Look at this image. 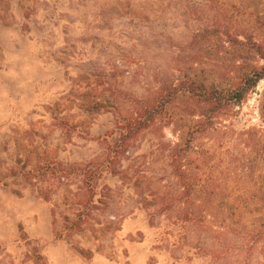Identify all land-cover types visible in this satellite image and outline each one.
I'll list each match as a JSON object with an SVG mask.
<instances>
[{"label": "rangeland", "instance_id": "1", "mask_svg": "<svg viewBox=\"0 0 264 264\" xmlns=\"http://www.w3.org/2000/svg\"><path fill=\"white\" fill-rule=\"evenodd\" d=\"M262 64L264 0H0V264H264V79L191 91Z\"/></svg>", "mask_w": 264, "mask_h": 264}, {"label": "trees", "instance_id": "2", "mask_svg": "<svg viewBox=\"0 0 264 264\" xmlns=\"http://www.w3.org/2000/svg\"><path fill=\"white\" fill-rule=\"evenodd\" d=\"M256 45H254L255 47ZM260 46H256L258 48ZM261 79H264V64L259 67H253L249 71H246L239 84L235 89L221 93V98L218 100L219 92L216 89H210L205 91L202 87L197 90L191 89L192 92H196L198 96L203 98L205 101H218L220 104L222 101L233 100L240 102L249 89L254 87ZM190 91V92H191ZM165 100L161 97H157L154 104L150 106H144L140 116L135 118L134 129L132 133L138 132L139 130L148 127V125L155 119L156 116L161 115L165 108ZM131 136V135H127Z\"/></svg>", "mask_w": 264, "mask_h": 264}]
</instances>
